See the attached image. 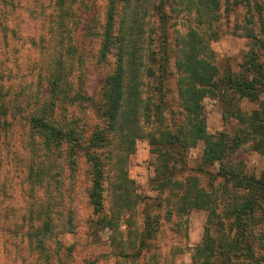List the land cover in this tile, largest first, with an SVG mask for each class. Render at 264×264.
<instances>
[{"label":"rangeland","instance_id":"rangeland-1","mask_svg":"<svg viewBox=\"0 0 264 264\" xmlns=\"http://www.w3.org/2000/svg\"><path fill=\"white\" fill-rule=\"evenodd\" d=\"M57 1L0 0V264H264V248L253 242L254 257L247 249L236 251L230 260L213 255L205 263L207 254L195 257L207 234L210 244L217 246V213L225 229L230 221L224 213L226 203H214L216 214L190 203L188 196L197 187L215 198L225 181L215 176L218 163H204L203 140L182 146L184 137L190 138L191 124L179 94L191 79L188 66L193 62L205 65V71L215 77L228 69L239 74L249 66L254 45L244 23L248 18L257 21L253 9L257 4L264 15V0H242L250 8L234 4L235 0H220L218 5V0H117L116 38L104 59L96 54L108 0H67L63 12ZM62 16L65 23H58V29L56 21ZM57 29L65 38L62 45L69 63H74L68 80L73 78L75 90L94 100L87 105L80 100L88 107L86 116L91 115L92 124L106 126L100 111L105 78L119 63L133 64L121 114L107 134L110 145L98 150L105 165L101 211L91 203L86 160L80 158L71 170L66 162H58L60 153L55 148L57 155L48 161L41 137L32 138L27 121L28 112L49 95L47 76L57 54ZM236 96L213 93L203 98L209 133H224L231 139L240 127L237 119L226 115L227 100L245 113L259 106V101ZM259 100H264V94ZM134 108L140 112L136 123L129 120ZM249 143L237 148L233 160L241 162L247 173L260 175L264 152ZM60 166L64 175L57 173ZM32 173L41 177L33 178ZM164 176L176 181L164 183ZM61 192L62 206L57 198ZM231 198L227 194L225 200ZM31 200L32 209L28 208ZM46 208L55 215L51 229L43 231L38 214H45ZM71 210L77 211L74 232L63 228L58 232L63 216ZM147 216L153 217L156 230L141 248ZM260 221L253 226L254 235L264 232ZM42 236L48 240L40 247Z\"/></svg>","mask_w":264,"mask_h":264},{"label":"trees","instance_id":"trees-1","mask_svg":"<svg viewBox=\"0 0 264 264\" xmlns=\"http://www.w3.org/2000/svg\"><path fill=\"white\" fill-rule=\"evenodd\" d=\"M66 1L58 0V3H56V7L58 6L61 12L67 7ZM219 1L216 2L217 5ZM234 4H245L250 8V5L244 3L242 0H235ZM117 8V0H108L107 22L100 34L99 48L96 54L99 58H106L116 38L113 34V17L117 13ZM253 9L258 14L257 21L249 20L248 18L244 23V27L247 29V33L245 34L253 38L254 45L253 58L249 60L250 62L248 61L249 66L245 67V70L239 72V74H235L228 69L223 76L215 77L214 74L212 75L205 71L204 67L207 68L205 65L195 66L193 62L192 66H188V69H191V79L179 91L190 116L191 124V129L188 133L190 138L186 140L188 138L184 137L182 146L185 147L190 142L196 144L199 140H203L205 142L202 154L204 163H218V171L215 173V176L223 178L226 183V185L224 183V186H222V190H219V196L215 198L211 197L203 190L204 187L200 186L194 191L193 198L190 195L188 196L193 206L198 208L206 206L209 207L211 212L216 209L215 202H223L228 206L224 211L226 218L230 221L226 229L222 222L224 220H222V216L219 214L220 211L217 213V217L219 218L217 227L220 232L219 241L218 243L216 242L217 246L214 248L210 244L212 239H208L210 238L209 234L206 235L202 243L197 245L195 257L206 256L207 254V258L209 259L205 258L203 260L205 263L210 262V257L213 255L223 256L228 259L234 258L236 251L241 249H244V251L247 249L250 257H254L253 243L261 244L264 248V232L254 235L253 228L260 220L264 224V172L260 175L247 173L241 162L233 160V154L237 148L241 144L248 143V141H251L249 144L255 150L264 152V100H259L264 94V15L262 14L263 9L259 8L258 4L253 6ZM58 23L64 26L65 20L63 16L58 17L56 21L57 28L59 29ZM58 29L55 32V47H57L55 49L57 54L54 59V66L49 70L51 72L47 76L49 95L28 112L27 121L32 138L41 137V142L46 147V157H48L46 159L48 161H51V158L53 159L57 155L55 154L57 148L60 153L58 154V162H66L71 170L77 168L80 158L86 160L92 185L90 194L91 203L97 211H101L104 206L103 181L105 180V165L103 166V162L98 155V150L105 149L110 145L107 134L115 129L116 122L121 114L128 92L126 78L133 73L130 70L133 64L132 62L129 65L119 63L105 78L103 85L104 102L100 111L102 115L106 116V126H100L96 122L92 124L88 122L89 120L91 121V115L86 116L88 107L84 104L87 105L88 102L94 103V100L85 96L79 90H75L74 86L76 82L73 78L68 80L71 74L70 69L74 67V63L72 61L69 63L68 59L70 58H68V54H65L62 45L65 38L62 35L63 33ZM120 51L124 54L127 53L123 47ZM122 60L123 57L121 56L119 61L122 62ZM136 71L137 69H135L137 75L138 72ZM246 71H249V73H246ZM136 93L138 95V91ZM213 93L223 98H229L230 96L233 98L237 95L238 97L236 96V98L243 97L260 102L259 106L254 108L252 112L245 113L239 108L234 107L235 104L233 105L230 99L227 100L230 104L226 106V115L237 119V122L240 123V127L238 130H235L231 139L227 135L225 136L224 133L211 134L206 129L201 101L206 95ZM134 97L136 98L135 94ZM80 100L84 101V104ZM76 106H79V110H76ZM96 111L100 114L99 107H96ZM158 111H160L159 108L155 112ZM79 112L83 114H79ZM139 113V110L136 108L129 111V120L133 119L136 123L139 120ZM88 127L92 129L91 133H88ZM64 169L63 166H60L57 173L64 175ZM46 171H49V169L47 168ZM43 175L51 177V174L48 172L47 174L45 172ZM32 176L33 178L41 177L39 174L33 173L31 174ZM162 181L167 183L170 181L174 182L176 179L172 181L170 177L164 176ZM35 182L32 183L34 184ZM186 183L189 184L188 180L185 179ZM33 184L30 186L31 190L35 187ZM61 191L64 190L62 189ZM62 193H59L60 195L57 197L60 199L59 205L61 206L63 205V200H65V196ZM121 193L119 192L118 195H121ZM227 194H232V198L228 202L225 200ZM183 195H188V192L184 191ZM32 201L29 202L28 208L32 209L34 204ZM49 205L52 206L53 204L49 203ZM48 211L46 208L45 214H38V217L41 218L38 227L43 231L51 229V222L55 215ZM61 211L59 210L56 214H60ZM214 213L216 214V211ZM257 215H260V220H258ZM39 218L33 220L32 228H35V221H38ZM152 218V216H147V221L145 222L146 232L140 235L139 246L141 248L150 239L152 231L156 230ZM76 219L77 211L71 210L69 216H63L58 232L63 229L74 232L72 230L74 229L72 220ZM99 222L100 220L98 219L95 224H99ZM47 240L48 237L45 240L42 236L38 240L40 247ZM217 261L220 260L218 259Z\"/></svg>","mask_w":264,"mask_h":264}]
</instances>
